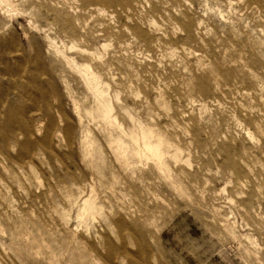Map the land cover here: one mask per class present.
<instances>
[{
  "label": "rangeland",
  "instance_id": "1",
  "mask_svg": "<svg viewBox=\"0 0 264 264\" xmlns=\"http://www.w3.org/2000/svg\"><path fill=\"white\" fill-rule=\"evenodd\" d=\"M0 264H264V0H0Z\"/></svg>",
  "mask_w": 264,
  "mask_h": 264
},
{
  "label": "bare ground",
  "instance_id": "2",
  "mask_svg": "<svg viewBox=\"0 0 264 264\" xmlns=\"http://www.w3.org/2000/svg\"><path fill=\"white\" fill-rule=\"evenodd\" d=\"M152 150V152L154 153V155L156 156V157H159L160 156V154H159V148H151Z\"/></svg>",
  "mask_w": 264,
  "mask_h": 264
}]
</instances>
